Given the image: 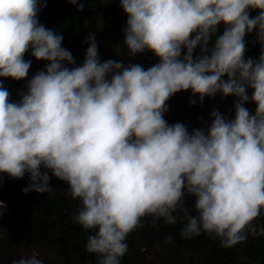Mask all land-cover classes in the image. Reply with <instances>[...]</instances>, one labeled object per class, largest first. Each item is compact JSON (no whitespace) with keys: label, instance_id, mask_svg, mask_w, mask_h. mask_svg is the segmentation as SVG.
Masks as SVG:
<instances>
[{"label":"clouds","instance_id":"1","mask_svg":"<svg viewBox=\"0 0 264 264\" xmlns=\"http://www.w3.org/2000/svg\"><path fill=\"white\" fill-rule=\"evenodd\" d=\"M68 2L84 10L80 0ZM40 4L0 0V77L26 79L30 49L48 62L18 102L0 80V174L27 173L25 194L52 191L49 172L66 182L82 205L73 219L92 233L86 251L98 264H120L144 217L153 227L161 219L186 221L185 239L207 234L228 249L246 241L264 210V0H120L130 54L150 51L159 59L148 69L101 62L94 34L73 67L63 36L39 22ZM251 33L262 45L258 60L245 59ZM189 90L201 103L219 93L237 97L235 118L214 111L207 130L191 133L182 123L169 125L167 102ZM186 195L195 197L193 208ZM38 255L18 264H42Z\"/></svg>","mask_w":264,"mask_h":264},{"label":"trees","instance_id":"2","mask_svg":"<svg viewBox=\"0 0 264 264\" xmlns=\"http://www.w3.org/2000/svg\"><path fill=\"white\" fill-rule=\"evenodd\" d=\"M80 2L84 4L83 11H78L77 7L69 3L68 0H41V10L38 13V20L41 24L63 36L62 47L69 49L76 61L73 67L83 63H80L77 54L81 51L86 41L82 42L81 39L82 44L79 43V37L82 38L85 35V30L91 21L123 20L127 23V15L125 13L122 15L112 13L109 16L106 11L107 7L120 3V0H80ZM45 3L46 6H44ZM261 50L262 45L259 42L246 44L245 59L258 60ZM126 55V61L119 60L126 67L134 64L135 61L136 64L142 65V63L138 62L139 60L145 62L143 67L147 69L158 63L156 56L149 58L146 52L132 56L128 51ZM129 57L132 58V61ZM40 62V71L45 70V65L48 62ZM37 72H31L24 80L8 81L7 87L22 95L27 91L28 81ZM0 80L4 81L6 78L0 77ZM189 92L190 90L179 92L178 94H181V97L179 95L180 99L178 100H182L181 98ZM175 95L172 98H175ZM170 103L168 102L167 104L171 105ZM228 103L231 104V96H228ZM179 111L180 114L178 116L182 119L183 117L185 119L187 116L185 114L189 113L186 108L179 109ZM197 128L206 130L202 124H199ZM30 182L29 178H24L23 181L19 182V191L17 192L19 195L16 198V202L13 203L18 205L19 208L27 210L19 224L20 228L18 231L20 236L26 241H49L63 248H80V244H85L82 252L84 257H81L80 264H98L99 257L97 254L86 251L88 236L92 233L85 230L73 219L82 207L81 202L75 201L66 194L68 190L66 187L53 186L50 183L49 186L52 191L43 194L36 192L25 194L22 189L28 186ZM185 202L187 207L193 208L195 197L186 195ZM197 214L193 209L192 215ZM173 215H178V213H173ZM152 219V217H144L141 221L143 226L134 230L138 236L147 239V244H151L154 241L167 240L184 249H190L202 254L207 264H264V236L251 231L249 228L246 230L248 232L247 240L228 249L221 246L219 238H212L207 234L194 236L191 239L183 238L180 233L186 221L181 219H178L174 225H168L161 219L155 227L152 226ZM262 227L264 228V223ZM1 249L2 247H0V264H14L16 261H13L10 256L4 257ZM128 250L120 258V264H137L134 254Z\"/></svg>","mask_w":264,"mask_h":264},{"label":"rangeland","instance_id":"3","mask_svg":"<svg viewBox=\"0 0 264 264\" xmlns=\"http://www.w3.org/2000/svg\"><path fill=\"white\" fill-rule=\"evenodd\" d=\"M106 11L109 16L112 13L124 14L120 3L110 5L107 7ZM257 14L258 11L251 12L252 16ZM126 24L127 23L123 20L91 21L85 30V35L82 38L79 37V43L82 44L83 41H87V37L90 34H94L98 46V55L99 58H102L100 59L101 62L109 59L116 61L123 60L124 62L127 60L126 52L129 51L125 45L124 37ZM224 27L223 24L218 25L217 33L210 40L209 51L214 46L216 38L223 34ZM254 42H259L255 33L247 34L245 36V45ZM88 47L89 43L86 42L81 51L78 52L77 58L80 59V63L84 61ZM146 54L149 58L155 57V54L150 51H146ZM184 54H186V49L184 50ZM200 55L201 52L198 47L194 53V58ZM24 58L25 60L32 61V66L28 73L29 75L31 72L40 71L41 62L32 57L31 49L25 54ZM129 59L132 61L131 57H129ZM157 61L159 63V59ZM138 62L142 63V66H145L143 60H139ZM134 64H136V61ZM223 79L227 80V76ZM8 81L10 82L13 80L10 78L4 80L3 86L10 92V101L18 102L21 98V94L14 90H10L7 87ZM252 91L253 90L251 89L248 90L249 97H251ZM179 95L181 97V94L177 93L175 98H171V103L170 100L168 101L171 105L167 104L168 110L165 113V119L169 125H173L177 122L182 123L191 133L199 124L204 125L207 130L212 123V113L214 111H218L227 120L235 118V103L238 100L235 96H231L230 104L228 103V96L225 97L222 93L217 94L215 97H205L203 103L200 102L199 96H192L191 90L181 98L182 100H178L180 99ZM193 99L196 101L195 104L191 103ZM245 106L250 113L254 114L257 107L255 103L250 101ZM182 108H186L189 111L188 114H185L187 115L185 119L184 117L182 119L178 116L180 114L179 109ZM41 170L42 172L45 171L43 168ZM49 176V183L51 185H60V187H66L68 189L66 182L58 180L51 174V172H49ZM24 178L30 179V176L26 173ZM23 179H13L7 175L0 174V247H2L1 252L3 253V256H10L13 261H16L18 264L20 259L31 258L32 253L36 252L39 253L37 258L42 261V264H80L81 257H84L82 252L85 248V244H80V248H63L58 247L49 241H26L20 236L18 231L20 228L19 224L23 220V215L27 213V210L25 208H19L18 205L13 203L16 202V198H18V184L20 181H23ZM66 194L71 196L68 193V190L66 191ZM75 201L79 200L76 199ZM263 223L264 210H262L261 215L253 221L252 225L249 226V229L264 236V228L262 227ZM125 242L128 246V251L134 254L137 264H207L204 261L203 255L196 251L184 249L167 240L154 241L151 244H147V239L138 236L134 231L128 235Z\"/></svg>","mask_w":264,"mask_h":264}]
</instances>
